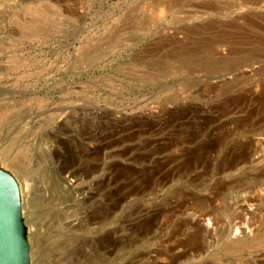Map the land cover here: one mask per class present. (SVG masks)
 <instances>
[{"label":"rangeland","instance_id":"1","mask_svg":"<svg viewBox=\"0 0 264 264\" xmlns=\"http://www.w3.org/2000/svg\"><path fill=\"white\" fill-rule=\"evenodd\" d=\"M0 166L32 264H264V0H0Z\"/></svg>","mask_w":264,"mask_h":264},{"label":"water","instance_id":"2","mask_svg":"<svg viewBox=\"0 0 264 264\" xmlns=\"http://www.w3.org/2000/svg\"><path fill=\"white\" fill-rule=\"evenodd\" d=\"M0 264H32L18 179L0 166Z\"/></svg>","mask_w":264,"mask_h":264},{"label":"bare ground","instance_id":"3","mask_svg":"<svg viewBox=\"0 0 264 264\" xmlns=\"http://www.w3.org/2000/svg\"><path fill=\"white\" fill-rule=\"evenodd\" d=\"M25 176L27 177V175L25 174ZM243 213H245V214H248V213H251V210L249 209V207H243ZM207 219V218H206ZM205 219V217L203 218V220L205 221L206 220ZM242 220H243V218H242ZM241 226H240V228H242L243 229V231H245V226H243V225H245V224H248L246 221L245 222H243V221H241Z\"/></svg>","mask_w":264,"mask_h":264}]
</instances>
